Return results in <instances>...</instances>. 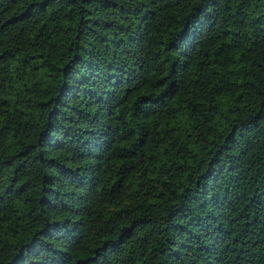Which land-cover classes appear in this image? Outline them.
I'll list each match as a JSON object with an SVG mask.
<instances>
[{
  "label": "trees",
  "instance_id": "1",
  "mask_svg": "<svg viewBox=\"0 0 264 264\" xmlns=\"http://www.w3.org/2000/svg\"><path fill=\"white\" fill-rule=\"evenodd\" d=\"M0 264H264V0H0Z\"/></svg>",
  "mask_w": 264,
  "mask_h": 264
}]
</instances>
